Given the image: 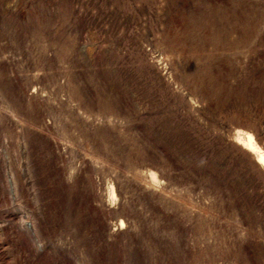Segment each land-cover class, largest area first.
Instances as JSON below:
<instances>
[{"label": "rangeland", "instance_id": "1", "mask_svg": "<svg viewBox=\"0 0 264 264\" xmlns=\"http://www.w3.org/2000/svg\"><path fill=\"white\" fill-rule=\"evenodd\" d=\"M260 151L264 0H0V264H264Z\"/></svg>", "mask_w": 264, "mask_h": 264}, {"label": "bare ground", "instance_id": "2", "mask_svg": "<svg viewBox=\"0 0 264 264\" xmlns=\"http://www.w3.org/2000/svg\"><path fill=\"white\" fill-rule=\"evenodd\" d=\"M248 141L250 142V145H252V149L255 150L256 148L258 149V146L255 145L256 143L253 144V138L251 135L248 136ZM264 151H260V154L257 156V161L260 163V164H263L264 165Z\"/></svg>", "mask_w": 264, "mask_h": 264}]
</instances>
